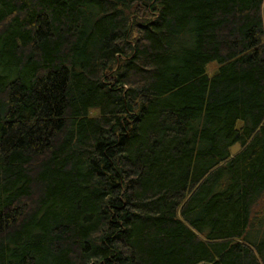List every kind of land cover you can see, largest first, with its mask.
<instances>
[{"label":"trees","instance_id":"trees-1","mask_svg":"<svg viewBox=\"0 0 264 264\" xmlns=\"http://www.w3.org/2000/svg\"><path fill=\"white\" fill-rule=\"evenodd\" d=\"M263 197L264 0H0V264H264Z\"/></svg>","mask_w":264,"mask_h":264},{"label":"rangeland","instance_id":"rangeland-1","mask_svg":"<svg viewBox=\"0 0 264 264\" xmlns=\"http://www.w3.org/2000/svg\"><path fill=\"white\" fill-rule=\"evenodd\" d=\"M216 68H217V65H216L215 63H213V64H211V65L209 66L208 70H209L210 72H212V71H214V69H216ZM256 207H257L258 211L263 209V207H264V197L262 198L260 204H258Z\"/></svg>","mask_w":264,"mask_h":264},{"label":"water","instance_id":"water-1","mask_svg":"<svg viewBox=\"0 0 264 264\" xmlns=\"http://www.w3.org/2000/svg\"><path fill=\"white\" fill-rule=\"evenodd\" d=\"M241 150V146L240 144H235L232 148H231V152L232 155H236L237 153H239V151Z\"/></svg>","mask_w":264,"mask_h":264}]
</instances>
